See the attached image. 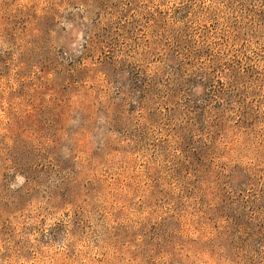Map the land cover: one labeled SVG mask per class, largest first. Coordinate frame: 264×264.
<instances>
[{
	"label": "rangeland",
	"instance_id": "1",
	"mask_svg": "<svg viewBox=\"0 0 264 264\" xmlns=\"http://www.w3.org/2000/svg\"><path fill=\"white\" fill-rule=\"evenodd\" d=\"M0 264H264V0H0Z\"/></svg>",
	"mask_w": 264,
	"mask_h": 264
},
{
	"label": "trees",
	"instance_id": "2",
	"mask_svg": "<svg viewBox=\"0 0 264 264\" xmlns=\"http://www.w3.org/2000/svg\"><path fill=\"white\" fill-rule=\"evenodd\" d=\"M237 3H239V1H237ZM232 7H233L232 9H236L235 6H233V4H232Z\"/></svg>",
	"mask_w": 264,
	"mask_h": 264
}]
</instances>
